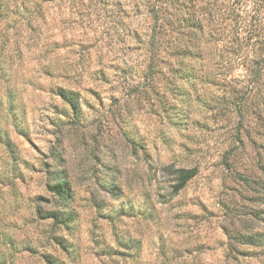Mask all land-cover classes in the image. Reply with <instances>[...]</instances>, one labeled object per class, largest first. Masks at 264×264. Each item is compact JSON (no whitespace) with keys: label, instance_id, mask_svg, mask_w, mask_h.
I'll list each match as a JSON object with an SVG mask.
<instances>
[{"label":"rangeland","instance_id":"obj_1","mask_svg":"<svg viewBox=\"0 0 264 264\" xmlns=\"http://www.w3.org/2000/svg\"><path fill=\"white\" fill-rule=\"evenodd\" d=\"M117 1L0 0L4 264H264V80L231 34L251 2L237 23L232 0H204V58L182 67L204 76L184 80L170 54L147 76L150 17ZM179 168L195 175L175 191ZM56 172L67 226L42 218L61 205Z\"/></svg>","mask_w":264,"mask_h":264},{"label":"trees","instance_id":"obj_2","mask_svg":"<svg viewBox=\"0 0 264 264\" xmlns=\"http://www.w3.org/2000/svg\"><path fill=\"white\" fill-rule=\"evenodd\" d=\"M248 2H251L252 13H250L248 20L244 17L241 20L246 22L245 35L240 36L237 31L231 34L238 41L236 43L238 48L244 47L246 49L249 47L252 53H255L253 55L255 56L254 59L251 60L253 63L251 71L254 78L252 81L257 83L260 80H264V0H232L228 14L231 15V20L240 23V19L236 17L243 15L242 12L248 9L246 7ZM204 3V0H118L116 2L115 8L118 15H149L150 17L148 34L146 35L148 61L145 71L147 76L154 75L155 72L159 71L158 66L159 62L162 61V54L173 56L174 62L171 65V71L175 70L176 77L190 80L193 77H198L199 79L202 75L204 76L202 70L199 71V74H194L190 71L186 72V68H182L187 65V60L196 61L204 58L201 42L205 37L202 25L203 19L198 16L207 14L202 12L207 7L204 6ZM106 5L107 3H104V6ZM242 5L245 9H240ZM5 9L4 4L1 2L0 15H6ZM102 11H105V7H102ZM186 36L188 40L184 42ZM179 66H181L180 70L182 72L179 71ZM58 95L73 109L79 105V92L77 90L59 88ZM259 113L264 116V107ZM194 175L195 169H177L175 191H179L184 187L186 182ZM46 185L48 190L57 196L61 205L59 208L46 212L42 218L50 219L57 225L63 224L67 226L72 215V212L66 209V203L72 194L70 186L65 177L58 172L53 173L51 181H48ZM36 212H38V208ZM52 236V239L61 250H69L61 236ZM27 248L33 250L32 245ZM41 258L43 264H66L63 260L50 253H43ZM5 262V258L0 255V264Z\"/></svg>","mask_w":264,"mask_h":264}]
</instances>
